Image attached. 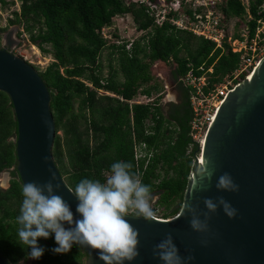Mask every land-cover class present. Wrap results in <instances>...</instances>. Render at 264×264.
Returning a JSON list of instances; mask_svg holds the SVG:
<instances>
[{"label":"trees","instance_id":"trees-1","mask_svg":"<svg viewBox=\"0 0 264 264\" xmlns=\"http://www.w3.org/2000/svg\"><path fill=\"white\" fill-rule=\"evenodd\" d=\"M7 3L0 0L1 6ZM218 11L220 23L226 32L231 30L232 37L241 38L243 32L249 42L257 34L259 45L264 43V0H224ZM186 13L194 19L192 10ZM177 14L178 9L171 7L166 18L156 21L155 10L138 0H20L19 10L12 11L9 24L22 26L29 39L38 41V48L52 56L37 71L50 96L55 130L52 156L71 190L83 178L103 182L113 162L126 161L150 185L164 217L179 211L193 167L192 154L197 150L193 143L191 155L186 152L191 143L192 88L182 78L189 71L204 74V90L212 89L233 76L240 52L232 51L226 41L217 47L211 39L177 27L169 20ZM117 15L131 16L140 36L109 42L101 31ZM4 30L0 26V47ZM104 49H109L110 56L106 74L100 59ZM156 61L173 64L175 101H160L164 84L151 72ZM246 74L240 73L233 83H240ZM139 95L150 100L137 102ZM16 134L10 98L0 90V173L12 168L9 186L0 187V255L10 264L27 259L28 251L17 237L23 185L16 169ZM139 142L151 151L145 167L146 157L138 162L134 159V146ZM39 243L46 250L32 264H84L88 257L83 246L53 254L52 237Z\"/></svg>","mask_w":264,"mask_h":264},{"label":"water","instance_id":"water-1","mask_svg":"<svg viewBox=\"0 0 264 264\" xmlns=\"http://www.w3.org/2000/svg\"><path fill=\"white\" fill-rule=\"evenodd\" d=\"M0 90L9 96L17 123L16 169L22 185L43 184L55 175L53 183L60 184L56 194L72 206L75 215V197L52 156L55 130L48 88L33 65L4 46L0 47ZM201 151L172 219L126 217L139 232L140 254L131 264H162L153 256V248L168 233L179 254L191 257L187 264H264V56L250 78L235 85L221 102ZM201 168L213 172L211 182L201 179ZM225 172L239 186L237 192L217 191V178ZM198 185L202 187L196 190ZM220 196L237 210L236 215L230 219L218 208L208 214L206 231H193L190 216L183 213L185 203L196 207L203 220L204 199ZM83 247L88 252L84 264H103L99 250ZM0 264L10 263L0 255Z\"/></svg>","mask_w":264,"mask_h":264},{"label":"clouds","instance_id":"clouds-1","mask_svg":"<svg viewBox=\"0 0 264 264\" xmlns=\"http://www.w3.org/2000/svg\"><path fill=\"white\" fill-rule=\"evenodd\" d=\"M126 161H115L110 165L109 174L101 182L98 179L83 178L76 183L72 194L75 197V215L72 206L56 192L60 184H54L55 175L43 184L29 181L21 189L22 202L16 222L18 244L27 248V259L40 260L45 247L39 241L52 237L55 247L53 254H66L73 246H85L99 250L98 259L103 264H131L139 256V232L126 217L134 216L144 220L153 219V193L150 185L131 171ZM202 180L211 182L213 172L208 168L199 170ZM202 185H198L199 190ZM217 191L237 192L239 186L227 172L217 178ZM206 212L200 218L197 208L185 203L183 213L190 216L189 225L195 232L208 228L209 213L218 208L228 218L237 210L223 196L205 198ZM153 256L162 264H187L191 257L179 254L171 233L153 248ZM17 264H22L18 261Z\"/></svg>","mask_w":264,"mask_h":264},{"label":"built area","instance_id":"built-area-1","mask_svg":"<svg viewBox=\"0 0 264 264\" xmlns=\"http://www.w3.org/2000/svg\"><path fill=\"white\" fill-rule=\"evenodd\" d=\"M141 2H147L151 9L155 10L156 21H161L166 18V13L171 7L178 9L176 17H170L169 20L179 28H188L195 34L202 35L205 38L211 39L215 42L217 47H221L224 41H226L232 51L240 52V63L239 67L233 72L231 78L225 77L221 82L216 84L214 88L207 91L204 90L206 84V76L201 74L200 76L195 75L193 72H188L182 78L185 85L192 88L190 95V106L192 110V116L189 121V136L191 143L187 148V153L190 154L193 143H196L197 150L192 154L193 165L201 160V149L204 142L207 130L221 104L223 99L228 93L235 87L233 79L237 78L240 73L247 71L246 78L250 77L257 63L261 59L259 56L262 53L263 44L259 45L257 41V34L250 41H247L246 34L241 32V38L232 37L231 30L226 32L224 25L220 23V13L218 11L219 5L224 0H191L188 6H183L185 0H179L178 6L173 5V1L165 0L166 3L162 6L159 5L158 1L151 3L147 0H138ZM178 2V3H179ZM192 10V17L186 13V10ZM157 12V13H156ZM259 29H257V32ZM102 32V31H101ZM103 33V32H102ZM104 36V35H103ZM130 42L126 45L129 47ZM144 102L150 100L145 98ZM137 102L139 100H136ZM191 155V154H190ZM151 151H146V144L144 142L136 143L134 146V159L138 162L141 158H145L143 167L146 166ZM155 197V196H154ZM153 197V199H154ZM156 204L153 200V208L156 211L154 219L158 220H169L174 216L164 217L162 215V209L156 208Z\"/></svg>","mask_w":264,"mask_h":264},{"label":"rangeland","instance_id":"rangeland-1","mask_svg":"<svg viewBox=\"0 0 264 264\" xmlns=\"http://www.w3.org/2000/svg\"><path fill=\"white\" fill-rule=\"evenodd\" d=\"M7 1V4L3 6L0 5V26L5 27V30L1 33V46H7L12 53L23 57L28 63L33 65L36 70H42L52 60L51 54L43 53L38 48L37 44H35L33 40L29 39L28 33L23 31L22 26L17 24H9V19L13 17L12 11L19 10L20 0ZM10 1L13 2L10 3ZM157 1L160 6L166 3L165 0ZM171 1H173L174 6H178V4H180L179 0ZM169 3L170 1L168 0L167 4ZM190 3H192L191 0H185L183 6H188ZM232 24L233 23H231L230 25ZM102 32V34L109 40V42L116 41L117 43H120L122 40L131 41L141 34L140 31H136L132 18L129 15L115 16L112 24L103 28ZM114 35H116V37ZM7 40L8 43H6ZM108 52L109 49H104L101 53L100 59L103 66V74H106L108 70V62L110 59ZM259 56H264V44L262 53ZM112 63L116 67L115 62L112 61ZM172 67L173 64L163 63L160 61H156L151 67V72L154 77L161 80L164 84V90L162 92V97L160 100L163 104H166L169 101L176 100L175 84L172 82L170 75ZM135 99L139 101L146 100L145 97L141 95L137 96ZM9 178V170L2 171L0 173V185L2 187H7L9 185ZM156 208L160 210L157 204ZM20 261H22V264H32L34 262V260L32 259H23Z\"/></svg>","mask_w":264,"mask_h":264},{"label":"flooded vegetation","instance_id":"flooded-vegetation-1","mask_svg":"<svg viewBox=\"0 0 264 264\" xmlns=\"http://www.w3.org/2000/svg\"><path fill=\"white\" fill-rule=\"evenodd\" d=\"M2 46H4V45H2ZM4 47H6V48L9 50V48H8L7 46H4ZM174 91H175V90H174ZM11 169H12V168H10V170H11ZM10 170H9V174H10ZM10 178H11V175H10ZM10 178H9V180H10ZM8 186H9V185H8ZM8 186H7V187H8ZM0 187H2V186L0 185ZM2 188H6V187H2ZM153 197H154V196H153ZM157 198H158V197L155 196L154 199H153L155 203H156V201H157Z\"/></svg>","mask_w":264,"mask_h":264},{"label":"crops","instance_id":"crops-1","mask_svg":"<svg viewBox=\"0 0 264 264\" xmlns=\"http://www.w3.org/2000/svg\"><path fill=\"white\" fill-rule=\"evenodd\" d=\"M5 43V42H4ZM6 43H8V40H7V42ZM15 44H16V42H15Z\"/></svg>","mask_w":264,"mask_h":264}]
</instances>
